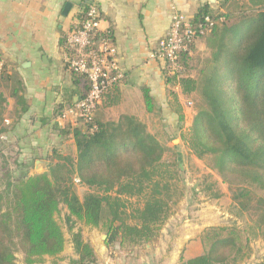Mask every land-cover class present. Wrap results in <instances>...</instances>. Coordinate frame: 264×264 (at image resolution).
Returning a JSON list of instances; mask_svg holds the SVG:
<instances>
[{
    "label": "trees",
    "instance_id": "obj_1",
    "mask_svg": "<svg viewBox=\"0 0 264 264\" xmlns=\"http://www.w3.org/2000/svg\"><path fill=\"white\" fill-rule=\"evenodd\" d=\"M229 1L223 12L213 13L204 6L191 20L197 25L205 17L210 18L212 26L196 40L209 37L215 47L201 90L204 105L197 109L182 141L196 158L216 159L217 174L230 189L232 201L241 213H252L251 233L264 239V0H246L245 10L237 14ZM89 4L86 0L80 5L76 27L83 22ZM64 36L60 46L68 59L74 53L66 47ZM103 36L98 34L94 43ZM191 53L192 49L179 57L184 69L179 78L165 69L169 91L177 87L185 96L197 91V81L188 76ZM3 69L2 65L0 79ZM70 72L79 100L87 95L90 86L85 75ZM119 83L104 92L100 103L110 92L117 91ZM141 91L145 111L151 115L154 100L147 89ZM170 95L177 103V96L173 92ZM66 105L72 106L73 99L69 98ZM178 113L182 121L180 110ZM2 121L0 96V125ZM72 139L75 158L53 149L46 158L50 165L45 173L29 175L20 164L9 169L3 162L0 264H18L17 254L22 255L23 264L59 259L66 242L55 220L61 205L68 212L67 223L73 219L91 228L100 226L106 206L110 218L103 225L108 241L119 237L121 243L134 246L151 242L171 216L177 200L171 189L175 175H170L169 167L175 164H161L165 149L146 132L144 124L129 116L105 124H97L94 118L89 123L78 121ZM5 157L0 153V159ZM74 178L92 190L82 200L74 190ZM134 197L140 198L141 204L128 216L124 199ZM128 220L133 225L127 224ZM244 234L236 228H210L201 239L207 249L191 259H180V264L242 263L250 255ZM71 244L78 256L74 264H95L93 251L80 234H73Z\"/></svg>",
    "mask_w": 264,
    "mask_h": 264
},
{
    "label": "crops",
    "instance_id": "obj_2",
    "mask_svg": "<svg viewBox=\"0 0 264 264\" xmlns=\"http://www.w3.org/2000/svg\"><path fill=\"white\" fill-rule=\"evenodd\" d=\"M83 1L86 0H0V58L4 68L0 79L3 108L0 138L4 140L0 147L1 153L14 158L10 168L18 163L29 175L38 174L36 163L43 162L44 168L38 170L44 173L46 158L52 150H59L64 138L69 137L73 143L75 126L58 118L67 107L68 99L72 98L73 102L77 99L60 39L76 26ZM87 1L98 9V29L109 34L124 76L117 91L110 92L98 104L94 121L97 124L117 122L123 116L140 122L148 119L143 88L149 91L163 114L171 118L173 111L168 108L167 93L170 88L164 76L166 66L162 61L149 59V53L165 36L173 11L192 20L204 6L213 13L223 12L227 0H215L214 7L209 5V0ZM66 5L69 10L63 16ZM86 237L83 241L91 247L98 264L104 258L105 248L95 236ZM188 243L184 236L177 234L161 253H152L151 245L146 243L144 248L150 250L151 258L141 255L139 260L141 264H179L180 257L185 261L200 255L189 256ZM138 248L131 245L130 252ZM167 250L170 251L167 253ZM71 258L75 260L78 256Z\"/></svg>",
    "mask_w": 264,
    "mask_h": 264
},
{
    "label": "rangeland",
    "instance_id": "obj_3",
    "mask_svg": "<svg viewBox=\"0 0 264 264\" xmlns=\"http://www.w3.org/2000/svg\"><path fill=\"white\" fill-rule=\"evenodd\" d=\"M229 6L237 14L241 9L245 10L246 3L245 0H235L234 3H229ZM214 47L215 44L209 41V37L197 41L193 45L191 59L188 62V76L197 81L198 88L196 92L188 96L182 95L177 87H175L177 90H168L167 93L170 98L168 108L173 111L171 118L163 114L160 106L155 105L154 113L141 122L146 126V132L152 135L165 149L161 164L164 166L175 164L174 167H169V172L170 175H175V180L171 183V189L173 190V199L177 200V203L172 207L171 216L157 232L156 237L149 242L151 245L150 250L152 253L165 252L168 242L178 234L189 241L190 250L188 255L194 256L203 253L207 249V246L204 247L201 243V239L208 229L213 227L236 228L245 231L243 240L248 239L250 248L248 259L239 264H261L264 262V239L260 235L251 233L252 213H241L236 207V204L232 201L230 189L217 174L216 159L214 157L196 158L188 151L182 141V135H186L192 126L197 109L204 105L201 90L203 81L209 73L211 66L209 60ZM170 92L178 96L177 103L173 101ZM179 110L183 116L182 121L179 119ZM59 151L63 156L75 158V147L69 137L64 138L63 145L59 146ZM5 156L4 159H0V178L3 172V162L7 163L9 169L13 164L12 160L14 158L9 157V155ZM46 162L44 173L48 171L50 165L49 159ZM36 172L41 174L42 171L37 170ZM76 180L77 178H74L72 181L74 190L79 200H82L92 190L76 183ZM214 195H219V197L214 198ZM124 200L128 216L135 207L141 204V199L137 197ZM102 210L100 226L91 228L73 219L70 223H67L68 212L61 205L55 220L60 226L66 241L63 255L59 256L57 260L45 258L42 264H74L78 258L75 260L71 258L72 255L75 256L71 240L73 234L76 233L81 235L82 240L87 238L86 236H95L97 241L102 244L100 246H104L105 259L102 257L98 264H141L139 260L141 255L150 259V250L145 249L144 244L138 245L139 248L135 252L132 251V254L130 244L119 245V237L112 242L108 241L106 227L103 224L110 216L106 206ZM126 223L133 225L130 220ZM69 226H71V231ZM169 251L167 250V253ZM22 258L21 254L16 255L18 264H23Z\"/></svg>",
    "mask_w": 264,
    "mask_h": 264
},
{
    "label": "built area",
    "instance_id": "obj_4",
    "mask_svg": "<svg viewBox=\"0 0 264 264\" xmlns=\"http://www.w3.org/2000/svg\"><path fill=\"white\" fill-rule=\"evenodd\" d=\"M99 18L97 7L90 3L80 26L73 27L72 31L64 36L66 47L74 53L71 58L66 59L68 69L85 75L90 86L85 97L76 100L58 116L60 121L69 122L70 125L76 126L78 121L91 122L104 92L121 82L124 77L110 44L109 34L101 33L98 29ZM211 26L212 21L209 17H205L203 23L193 25L184 15L173 11L168 30L156 48L149 53V59L162 61L169 74L179 78L184 71L179 62L180 55L189 52L196 43L197 36L203 35ZM98 34L104 36L95 44L94 38ZM2 65L1 59L0 69ZM5 123L8 124V121ZM2 140L3 137L0 138V142ZM75 182L79 183L78 180Z\"/></svg>",
    "mask_w": 264,
    "mask_h": 264
},
{
    "label": "water",
    "instance_id": "obj_5",
    "mask_svg": "<svg viewBox=\"0 0 264 264\" xmlns=\"http://www.w3.org/2000/svg\"><path fill=\"white\" fill-rule=\"evenodd\" d=\"M209 5L211 6V7H214V5H215V0H209ZM68 10H69V5H66L65 7H64V9H63V16H66V14H67V12H68ZM77 100V99H76ZM76 100L73 102V104L76 102ZM36 170H38V168L39 167H41L42 169L44 168V163L43 162H37L36 163Z\"/></svg>",
    "mask_w": 264,
    "mask_h": 264
}]
</instances>
